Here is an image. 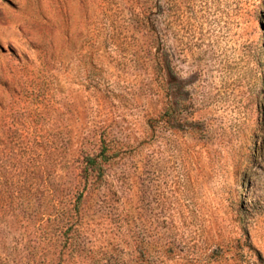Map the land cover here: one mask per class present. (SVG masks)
<instances>
[{"label":"rangeland","instance_id":"obj_1","mask_svg":"<svg viewBox=\"0 0 264 264\" xmlns=\"http://www.w3.org/2000/svg\"><path fill=\"white\" fill-rule=\"evenodd\" d=\"M154 1L0 0V264H264V0L190 96Z\"/></svg>","mask_w":264,"mask_h":264},{"label":"trees","instance_id":"obj_2","mask_svg":"<svg viewBox=\"0 0 264 264\" xmlns=\"http://www.w3.org/2000/svg\"><path fill=\"white\" fill-rule=\"evenodd\" d=\"M164 2L167 4L168 24L173 39L167 54L170 88L174 93L185 90L190 96L192 93L186 84L192 86L195 80L185 81L180 73L179 62L187 57L194 63L199 59L200 53L209 52L214 62L223 63L226 69L232 68L231 59L223 55L231 41L233 44L239 42L238 38L234 40L235 35H241L239 29L242 28V24L248 23L255 12L244 6L241 0H235L231 8L230 5L224 8L223 0H165ZM154 6L158 12H162L161 0H155ZM232 23L237 28L234 33H230ZM227 74L231 72L226 70ZM192 76L194 77V74ZM108 159L109 155H105L104 151L94 156H87L85 173L88 175L97 170L100 176L103 173V162Z\"/></svg>","mask_w":264,"mask_h":264}]
</instances>
